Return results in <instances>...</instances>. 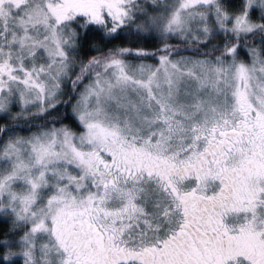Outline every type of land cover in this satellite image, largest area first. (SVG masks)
<instances>
[{
	"label": "snow or ice",
	"instance_id": "1",
	"mask_svg": "<svg viewBox=\"0 0 264 264\" xmlns=\"http://www.w3.org/2000/svg\"><path fill=\"white\" fill-rule=\"evenodd\" d=\"M0 264H264V0H0Z\"/></svg>",
	"mask_w": 264,
	"mask_h": 264
}]
</instances>
